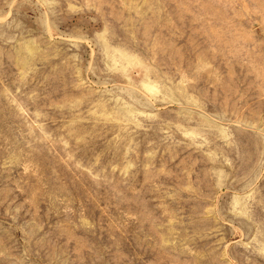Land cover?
Returning <instances> with one entry per match:
<instances>
[{
	"label": "rangeland",
	"instance_id": "1",
	"mask_svg": "<svg viewBox=\"0 0 264 264\" xmlns=\"http://www.w3.org/2000/svg\"><path fill=\"white\" fill-rule=\"evenodd\" d=\"M0 264H264V0H0Z\"/></svg>",
	"mask_w": 264,
	"mask_h": 264
}]
</instances>
